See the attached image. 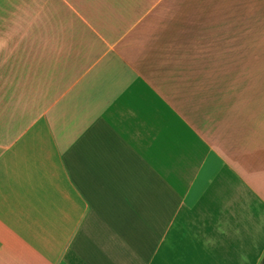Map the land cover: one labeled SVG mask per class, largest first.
<instances>
[{"label": "crops", "instance_id": "1", "mask_svg": "<svg viewBox=\"0 0 264 264\" xmlns=\"http://www.w3.org/2000/svg\"><path fill=\"white\" fill-rule=\"evenodd\" d=\"M263 259L264 0H0V264Z\"/></svg>", "mask_w": 264, "mask_h": 264}, {"label": "clouds", "instance_id": "2", "mask_svg": "<svg viewBox=\"0 0 264 264\" xmlns=\"http://www.w3.org/2000/svg\"><path fill=\"white\" fill-rule=\"evenodd\" d=\"M207 243H210V241H206V245H207Z\"/></svg>", "mask_w": 264, "mask_h": 264}, {"label": "trees", "instance_id": "3", "mask_svg": "<svg viewBox=\"0 0 264 264\" xmlns=\"http://www.w3.org/2000/svg\"><path fill=\"white\" fill-rule=\"evenodd\" d=\"M261 264H264V259H263V261H262V263Z\"/></svg>", "mask_w": 264, "mask_h": 264}]
</instances>
